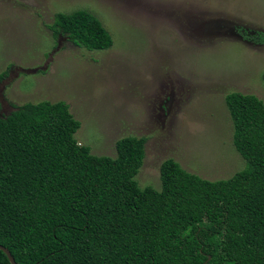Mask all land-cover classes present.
<instances>
[{
    "label": "trees",
    "instance_id": "16d2710c",
    "mask_svg": "<svg viewBox=\"0 0 264 264\" xmlns=\"http://www.w3.org/2000/svg\"><path fill=\"white\" fill-rule=\"evenodd\" d=\"M49 28L86 50L112 44L85 9L55 12ZM223 102L244 167L208 180L167 157L158 189L135 180L144 137L94 155L64 101L10 103L0 113V245L15 264H264V103L237 91Z\"/></svg>",
    "mask_w": 264,
    "mask_h": 264
},
{
    "label": "rangeland",
    "instance_id": "374dc122",
    "mask_svg": "<svg viewBox=\"0 0 264 264\" xmlns=\"http://www.w3.org/2000/svg\"><path fill=\"white\" fill-rule=\"evenodd\" d=\"M85 9L110 34L104 50L53 38L55 12ZM0 113L64 101L76 141L94 155L142 136L135 180L159 187L170 157L208 180L244 167L231 143L229 91L264 103V0H0Z\"/></svg>",
    "mask_w": 264,
    "mask_h": 264
},
{
    "label": "water",
    "instance_id": "95a60500",
    "mask_svg": "<svg viewBox=\"0 0 264 264\" xmlns=\"http://www.w3.org/2000/svg\"><path fill=\"white\" fill-rule=\"evenodd\" d=\"M0 250L5 254L9 264H15L12 256L10 255V253L8 252V250L5 247L0 245Z\"/></svg>",
    "mask_w": 264,
    "mask_h": 264
}]
</instances>
